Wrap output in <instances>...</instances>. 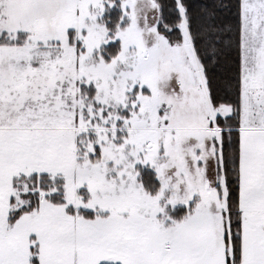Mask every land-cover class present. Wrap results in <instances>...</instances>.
<instances>
[{"label": "snow or ice", "instance_id": "obj_1", "mask_svg": "<svg viewBox=\"0 0 264 264\" xmlns=\"http://www.w3.org/2000/svg\"><path fill=\"white\" fill-rule=\"evenodd\" d=\"M0 264H264V0H0Z\"/></svg>", "mask_w": 264, "mask_h": 264}]
</instances>
